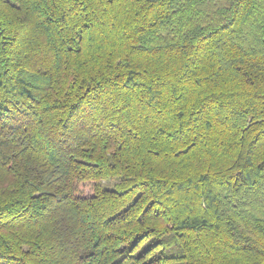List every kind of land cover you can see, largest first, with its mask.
Wrapping results in <instances>:
<instances>
[{"label":"trees","instance_id":"16d2710c","mask_svg":"<svg viewBox=\"0 0 264 264\" xmlns=\"http://www.w3.org/2000/svg\"><path fill=\"white\" fill-rule=\"evenodd\" d=\"M0 264H264V0H0Z\"/></svg>","mask_w":264,"mask_h":264},{"label":"rangeland","instance_id":"374dc122","mask_svg":"<svg viewBox=\"0 0 264 264\" xmlns=\"http://www.w3.org/2000/svg\"><path fill=\"white\" fill-rule=\"evenodd\" d=\"M83 190H84L85 195L87 196L93 193L92 188L90 186H85Z\"/></svg>","mask_w":264,"mask_h":264}]
</instances>
